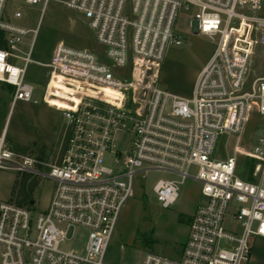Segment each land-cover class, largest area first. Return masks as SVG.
I'll use <instances>...</instances> for the list:
<instances>
[{
    "label": "built area",
    "instance_id": "2783aa9c",
    "mask_svg": "<svg viewBox=\"0 0 264 264\" xmlns=\"http://www.w3.org/2000/svg\"><path fill=\"white\" fill-rule=\"evenodd\" d=\"M49 1L24 0L43 11ZM10 2L0 0V84L12 89L10 112L17 100L32 101L37 88L27 71L36 62L48 71L42 101L62 113L69 135L53 162L34 150L15 152L6 138L9 112L0 168L49 178L54 188L37 214L13 200L0 202V264H105L134 178L148 172L171 176L152 186L163 208L177 202L188 180L199 183L203 200L178 257L145 252L140 264H248L254 240L264 239V124L255 145L243 149L255 162V181L237 175V154L250 113L264 118V77L247 83L255 48L264 44L261 0H69L65 5L87 19L103 53L59 41L48 63L32 59L37 30L17 23L22 12L11 13ZM181 11L191 15V34L217 39L191 97L162 87L167 54L183 43ZM126 67L130 78L118 79L114 72ZM53 80L73 90L62 98L68 107L49 101L59 98ZM222 134L237 137L225 160L214 157ZM229 219L234 232L225 228ZM71 228L87 232L82 250L64 247Z\"/></svg>",
    "mask_w": 264,
    "mask_h": 264
},
{
    "label": "rangeland",
    "instance_id": "374dc122",
    "mask_svg": "<svg viewBox=\"0 0 264 264\" xmlns=\"http://www.w3.org/2000/svg\"><path fill=\"white\" fill-rule=\"evenodd\" d=\"M69 0H50L43 11L42 4H28L24 0L10 2L11 13L19 8L22 12L17 23L26 29L37 30L32 51V59L48 63L52 59L55 45L63 41L74 47H87L97 53H103V46L98 43L94 31L89 27L83 14L68 8ZM258 15L264 16V0H261ZM191 15L181 11L177 18V32L183 43L172 47L164 62L162 87L180 95H191L198 70L206 63L215 49L217 39L212 40L203 35H193L189 30ZM33 33H29L21 49L25 53L29 49ZM45 67L32 62L27 71V79L37 88L32 101L17 100L12 106V89L0 84V133L8 119L6 138L11 149L19 153L31 150L42 153L44 158L53 162L69 135L66 119L60 111L42 101L47 85L48 73ZM118 79L131 76L129 67L114 72ZM264 77V44L257 45L249 66L248 86L256 78ZM64 96L72 90L65 84L53 82ZM48 98L51 104L59 107L69 105L63 97ZM39 102L35 103L33 100ZM66 99V98H65ZM264 118L252 111L246 122L237 154V175L255 181L253 168L255 162L244 155L243 149L253 147L257 141L260 126ZM237 137L228 134L219 136L214 157L225 160L234 152ZM43 147H45V152ZM22 173L0 168V202L12 201L13 192L18 185L16 180ZM164 172L139 173L134 178V195L123 205L116 227L108 247L105 264H140L145 252H153L170 258L181 253L189 231L192 212L203 199L200 185L188 180L182 187L180 197L170 208H163L152 192L154 182L161 178H169ZM37 185L32 192V210L37 214L45 210L51 197L54 182L49 178L35 177ZM225 228L236 231V223L229 219ZM72 238L64 244L65 248L82 250L86 242L87 232L83 229H70ZM258 240L256 241L257 244ZM256 246V245H255ZM260 244L256 246L259 250ZM264 251V249H260Z\"/></svg>",
    "mask_w": 264,
    "mask_h": 264
},
{
    "label": "trees",
    "instance_id": "16d2710c",
    "mask_svg": "<svg viewBox=\"0 0 264 264\" xmlns=\"http://www.w3.org/2000/svg\"><path fill=\"white\" fill-rule=\"evenodd\" d=\"M17 189L13 192L11 200L21 206L32 207V192L38 180L28 174H23L16 180Z\"/></svg>",
    "mask_w": 264,
    "mask_h": 264
},
{
    "label": "crops",
    "instance_id": "0c3cea01",
    "mask_svg": "<svg viewBox=\"0 0 264 264\" xmlns=\"http://www.w3.org/2000/svg\"><path fill=\"white\" fill-rule=\"evenodd\" d=\"M201 69V68H200ZM200 69L198 70V73L200 71ZM197 73V75H198ZM197 77V76H196ZM196 80V78H195ZM195 80H194V83H195ZM163 81V80H162ZM193 87H194V84H193ZM170 91V90H169ZM192 91H193V88H192ZM172 92V91H170ZM176 95H179V96H182V97H191L192 95V92H191V95H180V94H177L175 92H172ZM53 108V107H52ZM56 110V109H55ZM64 145V144H63ZM63 147V146H62ZM44 149V152L46 151L45 150V147H43ZM62 150V149H61ZM61 150L59 152H61ZM258 240L257 244H256V241ZM260 244V247H259V250L256 248L257 245ZM256 245V246H255ZM260 249H264V239L263 238H258V239H255L254 242H253V246H252V256H251V260L248 264H264V251H260Z\"/></svg>",
    "mask_w": 264,
    "mask_h": 264
},
{
    "label": "bare ground",
    "instance_id": "6f19581e",
    "mask_svg": "<svg viewBox=\"0 0 264 264\" xmlns=\"http://www.w3.org/2000/svg\"><path fill=\"white\" fill-rule=\"evenodd\" d=\"M53 82H58V81H56V80H53L52 82H51V84H50V87H52V84H53ZM73 91V90H72ZM59 94V96L60 97H63V98H68V93H64V96L61 94V92H59L58 93ZM69 105H67V106H65V107H68Z\"/></svg>",
    "mask_w": 264,
    "mask_h": 264
}]
</instances>
